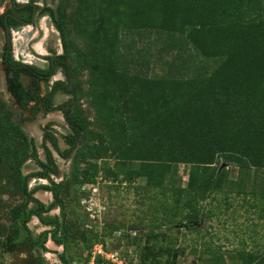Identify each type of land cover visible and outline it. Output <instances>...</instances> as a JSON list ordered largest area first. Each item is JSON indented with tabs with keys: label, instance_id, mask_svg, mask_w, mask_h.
<instances>
[{
	"label": "trees",
	"instance_id": "16d2710c",
	"mask_svg": "<svg viewBox=\"0 0 264 264\" xmlns=\"http://www.w3.org/2000/svg\"><path fill=\"white\" fill-rule=\"evenodd\" d=\"M68 6L69 0H62L53 15L64 45L63 57L72 61L70 67L65 65L74 84L69 111L72 132L64 135L68 147L60 149L57 138L47 135L44 161L35 138L14 119L15 111L2 103L0 200L2 193L13 191L23 197L21 203L9 208V224L0 227V243L7 253L20 256L31 248L49 251L46 244L52 239L64 247L62 252L56 251L62 263L74 264L71 247L81 242L87 251L84 264H89L95 244L105 245L107 236L121 229L119 225L108 229L90 225V212L81 208L82 198L88 197L82 188L97 183L102 174L99 162L106 158L116 161L104 173V178L119 182L112 186L119 188L123 182L131 185L138 177L146 178L145 191L154 201L158 199L161 226L170 225L168 228L200 229L197 223L208 216L201 204L224 190L230 174L228 164L238 166L241 172L263 170L264 178V0H80L73 24L87 39L85 51L76 50L70 37ZM0 22L6 25L3 16ZM129 29L183 34L216 67L210 74L194 77H153L149 62L141 61L133 71L127 57L122 64L114 60L124 56L119 52L121 35ZM6 57L4 52L7 89L15 103L23 110L33 101L42 103L41 83L49 85L50 79L23 66L12 50ZM175 66L181 69L178 63ZM84 70L92 73L89 95L106 132L90 129L76 106L81 88L74 80ZM22 74L31 77L29 85L24 84ZM40 110L38 105L34 114ZM52 124L48 123L47 129ZM80 138L83 142L78 146ZM48 140L64 158H71V149H76L72 171L63 181L52 177L58 169ZM30 159H35L40 169L25 174L23 168ZM136 162L138 166H134ZM181 164L190 166L185 186ZM35 178L48 183L30 187ZM38 191L50 192L54 201L44 203L35 196ZM242 192L247 194L238 191ZM260 193L251 207H260L264 219V191ZM55 207L61 208V216L50 214ZM33 217L50 227L37 239L29 225ZM179 219L182 221L176 222ZM138 233L135 239L146 242L139 261L131 257L130 264H163L164 260L167 264H195L182 263L178 249L173 251L164 243L166 236L158 239L156 227ZM154 252L158 253L152 256ZM29 257L32 254L25 258ZM231 257L233 264H264V241L256 248L238 249ZM36 260L47 264L42 254ZM96 260L101 263L103 258L98 255Z\"/></svg>",
	"mask_w": 264,
	"mask_h": 264
},
{
	"label": "rangeland",
	"instance_id": "374dc122",
	"mask_svg": "<svg viewBox=\"0 0 264 264\" xmlns=\"http://www.w3.org/2000/svg\"><path fill=\"white\" fill-rule=\"evenodd\" d=\"M8 1L10 0H0V14L3 13ZM79 2L80 0H69V15L67 19H69L68 23L71 28L70 37L75 45V49L85 51L89 47L87 39L76 32L73 24ZM14 35L13 37L17 38V41H20L21 45H23L24 39L21 38V35H18V33ZM6 42V33L0 26V113L2 103L6 102L8 104L7 107L15 111L14 119L22 124L28 136L36 138L39 155L44 161H47L46 152L43 148L41 129L44 128L43 125L55 123L52 129L60 133L64 131L63 127L66 125V121L61 112H50L47 114L41 111L34 114V109L38 105L41 109V103L38 104L36 101L31 102L25 110L15 103V98L7 89L4 70L3 54L6 50ZM119 52L122 55L124 54V56L120 59L114 58L118 64L124 63L123 61L127 57L128 62L133 65L131 68L133 71H136L135 65L137 63L141 61L149 62L148 71L153 77H194L203 72H205L203 74L207 72L210 74L216 67L214 61L209 62V60L195 50L185 35L160 30H124L121 35ZM96 60H93V62L96 63ZM176 63L180 65L181 69L178 70L176 68ZM22 79L25 85L31 83V77L28 75L22 74ZM74 83L80 84L81 94L75 103L87 119L89 128L106 132L102 120H98V110L94 104V98L89 95L92 84L91 71L84 70L81 72L75 78ZM41 87V94H45L48 87L43 84H41ZM34 129L36 130L35 133ZM59 137L60 149H66L68 146L60 135ZM82 142V138H80L78 146ZM47 145L51 149L58 169L57 173L53 174L52 177L56 181L67 179L73 168V158L76 149L70 154L71 158H64L54 149L50 140L47 141ZM35 163L34 160L27 161L26 166L23 168L24 173L39 171L38 166H30ZM115 163V159L112 158L101 160L99 164L102 166V170L100 171L102 174H100L97 183L86 184L85 188H82V190L85 189L88 197L82 198L81 208L86 214L90 212L88 217L90 219L89 224L97 225L99 229H108L110 225H119L121 227L114 234L107 236L105 245L100 243L95 244L89 264H130L131 257L135 258V262L139 261L138 254L146 241L140 240V238L136 240L135 235L142 229L147 232L152 227H156L159 240L163 239L162 237L165 235L166 241L164 243L170 244L173 251L178 249L182 263L233 264L231 255H234L238 249L244 247L247 249L256 248V245L261 246L263 243L264 219L260 218V207L259 209L251 207L252 203L259 200L260 192L264 191L263 170H259L258 172L254 170L241 172L238 166L228 164L230 171L228 183L223 191L210 196L202 202L201 205H203L202 207L208 216L203 221L197 223L200 227L199 230H191L186 229L185 226H182L180 229L168 228L170 225L161 226V208L158 206V199L154 201L151 199V195L146 193L144 188L146 184L145 177H138L134 184L131 185L123 182L119 188L112 186L119 182L113 183L112 180L104 178V173L110 167H114ZM138 165L139 162L134 164V166ZM189 169L190 166L180 165L181 183L184 186L189 179ZM5 180L3 178V181ZM40 183L48 182L35 178L30 182V187H35V185ZM94 187H96L95 190ZM244 190L247 194L243 192L242 194L238 193V191ZM254 190L259 194L258 196L254 193ZM13 192L12 194H1L0 227L7 226L10 222L8 218L9 208L21 203L23 200L20 193ZM67 195V193L64 194V196ZM35 196L46 204L54 201L50 192L38 191ZM66 201L68 202V197ZM50 214L61 216V208L55 207ZM179 221L182 220L179 219L176 222ZM186 221L183 220V222ZM29 225L35 239H37L39 235L38 229L34 228L35 225H32V221ZM126 231L131 234H127ZM138 234L141 238L144 237L143 233ZM128 240L132 242L130 243ZM46 247L49 248V251L41 253L39 250L31 248L30 252L25 251L18 256V253H7L0 243V262H3V264H39L36 257L38 254H42L47 264H63L56 253L58 251L56 249H60L62 252L64 247L56 245L52 239L48 240ZM81 253H84L82 258H80ZM157 253H152V256H155ZM27 254H32V257H29L28 260L25 258ZM70 254L72 255V261L75 260L76 262L74 264H84L87 251L84 244L80 242L79 244L72 245ZM98 255H101L103 258L101 263H98L96 260ZM145 264L153 263L145 262ZM163 264H167L165 260Z\"/></svg>",
	"mask_w": 264,
	"mask_h": 264
},
{
	"label": "flooded vegetation",
	"instance_id": "af4514ba",
	"mask_svg": "<svg viewBox=\"0 0 264 264\" xmlns=\"http://www.w3.org/2000/svg\"><path fill=\"white\" fill-rule=\"evenodd\" d=\"M61 1L10 0L6 4L3 13L0 14L6 24L3 25L0 22V26L7 36L5 50L7 57L12 50L15 59L20 61L23 66L31 67L34 74L41 78L48 77L50 79L49 85L44 82L41 83L48 87V90L45 94H41L42 103L39 112L44 111L47 114L50 112H61L66 121V125L63 127L64 131L60 133L52 129L55 123L52 124L50 129H47L48 124L43 125L44 128L41 129L43 144L47 135H54L59 145V135L64 140V135H69L72 132L69 111L73 108L74 94H72L71 90H73L74 84L66 71L65 65L70 67V61L63 57L64 45L61 33L53 19L54 13L59 11ZM49 19H51L52 23H50ZM15 33H18V35L20 33L24 34L23 37L21 36L24 39L23 45H21L20 41H17V38L13 37ZM52 79L54 80L52 81ZM73 139L76 140V136H73ZM74 149H71L70 154ZM30 160H34L35 164H37L32 165V167L38 166L40 169L35 159Z\"/></svg>",
	"mask_w": 264,
	"mask_h": 264
},
{
	"label": "crops",
	"instance_id": "0c3cea01",
	"mask_svg": "<svg viewBox=\"0 0 264 264\" xmlns=\"http://www.w3.org/2000/svg\"><path fill=\"white\" fill-rule=\"evenodd\" d=\"M32 225H35L34 228L38 229V232L39 233H41L45 229L50 228L49 226H44V225L40 224L37 217H33V219H32ZM52 244H54V243H52ZM56 245H58V244H56ZM58 246H62V245H58ZM56 250L60 251V249H56Z\"/></svg>",
	"mask_w": 264,
	"mask_h": 264
},
{
	"label": "water",
	"instance_id": "95a60500",
	"mask_svg": "<svg viewBox=\"0 0 264 264\" xmlns=\"http://www.w3.org/2000/svg\"><path fill=\"white\" fill-rule=\"evenodd\" d=\"M49 21H50V23H52V21H51V19H49ZM53 30V29H52ZM20 35L23 37L24 36V34L23 33H20ZM30 165V164H29ZM28 165V166H29ZM31 167H32V165H30Z\"/></svg>",
	"mask_w": 264,
	"mask_h": 264
},
{
	"label": "built area",
	"instance_id": "2783aa9c",
	"mask_svg": "<svg viewBox=\"0 0 264 264\" xmlns=\"http://www.w3.org/2000/svg\"><path fill=\"white\" fill-rule=\"evenodd\" d=\"M96 189V187H94V190Z\"/></svg>",
	"mask_w": 264,
	"mask_h": 264
},
{
	"label": "bare ground",
	"instance_id": "6f19581e",
	"mask_svg": "<svg viewBox=\"0 0 264 264\" xmlns=\"http://www.w3.org/2000/svg\"><path fill=\"white\" fill-rule=\"evenodd\" d=\"M32 130V129H31ZM34 132H35V130H34Z\"/></svg>",
	"mask_w": 264,
	"mask_h": 264
}]
</instances>
